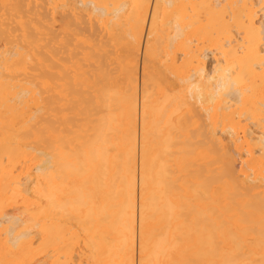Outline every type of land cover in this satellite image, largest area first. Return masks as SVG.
<instances>
[{
	"label": "bare ground",
	"instance_id": "1",
	"mask_svg": "<svg viewBox=\"0 0 264 264\" xmlns=\"http://www.w3.org/2000/svg\"><path fill=\"white\" fill-rule=\"evenodd\" d=\"M0 38V264H264V0H0Z\"/></svg>",
	"mask_w": 264,
	"mask_h": 264
},
{
	"label": "rangeland",
	"instance_id": "2",
	"mask_svg": "<svg viewBox=\"0 0 264 264\" xmlns=\"http://www.w3.org/2000/svg\"><path fill=\"white\" fill-rule=\"evenodd\" d=\"M2 42H3V39L0 38V44H1V45H0V48H3V49H4V50H1V49H0V53H1V52L3 53V52L5 51V48H4V46H3V45H5V44H2ZM3 43H5V42H3ZM2 53H1V54H2Z\"/></svg>",
	"mask_w": 264,
	"mask_h": 264
}]
</instances>
